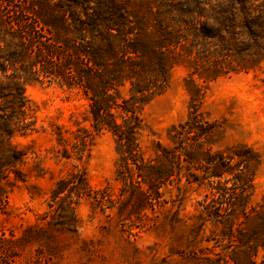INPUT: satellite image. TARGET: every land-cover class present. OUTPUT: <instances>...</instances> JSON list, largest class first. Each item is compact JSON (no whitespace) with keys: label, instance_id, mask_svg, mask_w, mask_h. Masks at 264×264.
Here are the masks:
<instances>
[{"label":"rangeland","instance_id":"374dc122","mask_svg":"<svg viewBox=\"0 0 264 264\" xmlns=\"http://www.w3.org/2000/svg\"><path fill=\"white\" fill-rule=\"evenodd\" d=\"M24 94L31 128L0 140V264H248V255L264 264V59L213 79L185 64L171 67L139 109L140 155L151 159L158 144L176 145L171 129L189 120L192 104L216 125L193 159L180 156L152 203L143 202L136 170L124 169L115 135L92 125L89 91L48 75ZM244 148L257 166L243 207L232 197L231 175L217 189L203 171L211 168L207 154ZM254 158L233 155L230 163L252 168ZM231 200L228 227L212 215Z\"/></svg>","mask_w":264,"mask_h":264},{"label":"trees","instance_id":"16d2710c","mask_svg":"<svg viewBox=\"0 0 264 264\" xmlns=\"http://www.w3.org/2000/svg\"><path fill=\"white\" fill-rule=\"evenodd\" d=\"M263 59L264 0H0V140L33 124L26 84L56 75L64 84L91 93L92 125L115 135L124 169L131 174L136 170V183L144 186L143 202L152 203L161 184L176 174L180 156L193 159L216 125L192 104L189 120L171 129L176 145L158 144L151 159L140 155L139 109L164 87L171 67L185 64L213 79ZM124 86L127 98H121ZM251 151L223 155L216 150L204 161L211 168L203 173L214 188L222 189L228 179L224 174L231 175L236 184L232 197L242 206L251 195L257 166ZM233 155L254 158L255 167L230 163ZM61 183L55 193L62 191ZM234 212L231 200L225 213L212 216L231 227L228 215ZM252 259L248 255L247 263L255 264Z\"/></svg>","mask_w":264,"mask_h":264}]
</instances>
